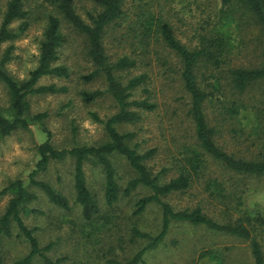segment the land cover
Segmentation results:
<instances>
[{
	"label": "trees",
	"instance_id": "trees-1",
	"mask_svg": "<svg viewBox=\"0 0 264 264\" xmlns=\"http://www.w3.org/2000/svg\"><path fill=\"white\" fill-rule=\"evenodd\" d=\"M50 1L54 10L47 14L39 42L38 61L28 75L18 79L7 70V63L13 58L12 44L0 53V83L8 94V105L0 107V138L40 124L48 116L47 112L31 113L30 96L68 91L66 85L40 83L46 76L65 79L71 76L69 66L59 62L60 50L68 40L64 24L85 40L86 54L93 69L81 78L85 82L102 78L106 83L105 90H82V101L92 103L109 93L116 111L104 117L96 111L89 112L90 118L102 125L105 133V139L94 144L77 143L59 148L52 142V132L44 127L46 139L36 145L38 158L28 173V182L15 178L0 188V199L10 195L0 214V264H4L3 241L13 237L15 232L28 243L29 249L13 264H33L35 258H40L43 264H64L66 261V256H49L48 252L56 243L50 241L42 245L36 235L38 228L29 226L24 220V214L28 212L43 214L40 209L28 208L29 203L39 198L37 191H41L53 205L70 209L68 195L40 177L51 163L66 159L72 160L74 202L80 208L84 227L90 225L93 226L91 229L101 230L107 224L110 226L114 218L113 214L103 210L98 195L90 188L86 163L101 168L103 202L110 210L136 189L148 190L135 199L126 220L130 241L141 240L145 244L126 258H120L114 246L108 247L103 255L107 264L143 263L146 252L164 241L172 222L204 226L248 241L252 264H264V211H249L243 207L242 191L237 195L236 189L227 188L219 177L208 173L210 161H213L231 174L264 176V0H199L204 2L203 12L207 15L195 33V43L191 44L178 36L174 24L163 12L167 11L168 0H93L92 7L86 10V17L79 13L76 0ZM214 1L217 4L215 10L214 6L211 7ZM27 17L25 0L7 1L0 22V46L14 41L28 29ZM17 21L18 26H13ZM240 21L251 22L254 26L252 34L257 56L255 62L248 65L232 63V27H240L243 24ZM152 41L167 50L172 61L175 59L174 68L186 94L184 105L190 140L180 144V158L175 161V172L170 177L168 165L163 164L156 172L151 166L158 147L142 149L140 142H134L136 132H123L118 128L120 124L139 121L143 112L156 108L148 88L150 76L144 70ZM210 69L217 73L206 76ZM134 70L137 72L129 74ZM123 72L127 73L126 78ZM222 80L232 92L243 93L255 86L262 90L254 95L253 103L248 107L237 96L225 95ZM137 92L141 95L136 96ZM215 93L220 94L217 98L222 97L221 117L213 120L206 108ZM248 117L250 126L241 121V118ZM226 132L229 136L225 135ZM114 155L122 156L132 171L124 186L112 160ZM199 181L204 191L221 200L228 218L219 220L213 217L199 203L176 209L166 200L173 193L192 189ZM225 200L229 202L226 204ZM152 205L161 211V224L155 234L141 229L138 224L140 216ZM113 226L118 227V224ZM216 253L204 250L200 258Z\"/></svg>",
	"mask_w": 264,
	"mask_h": 264
},
{
	"label": "rangeland",
	"instance_id": "rangeland-1",
	"mask_svg": "<svg viewBox=\"0 0 264 264\" xmlns=\"http://www.w3.org/2000/svg\"><path fill=\"white\" fill-rule=\"evenodd\" d=\"M8 0H0V22ZM93 0H76L79 13L86 17V10L92 7ZM204 2L199 0H168L165 15L174 24L178 36L185 42L195 43V33L206 19L203 12ZM217 9L216 1L211 7ZM28 11V29L12 42L3 43L0 53L9 45H13V58L7 63V70L18 79L28 75L38 61L39 42L46 24L47 14L54 10L50 0H25ZM162 12V13H163ZM239 21V20H237ZM236 21V22H237ZM240 27H232L233 51L231 53L234 65H248L256 60L254 48V26L251 22L240 21ZM238 23V22H237ZM19 21L13 26H18ZM232 26H234L232 24ZM64 31L68 36L67 42L60 50L59 62L69 66L71 76L68 79L56 77H43L41 84L56 83L66 85V93L38 94L30 96L31 113L47 112L48 116L40 124H33L29 129H19L12 134L0 138V188L11 179L23 178L27 181L28 173L33 169L37 160L36 145L46 139L44 127L52 132V142L55 146L70 147L77 143L94 144L105 139L102 125L93 121L90 111H96L100 116H108L116 111L113 98L109 93L98 98L95 102L82 101V90L106 89L104 79L98 78L92 82H85L81 76L92 71L93 66L86 54L84 37L64 24ZM112 41V40H111ZM110 41V42H111ZM152 41L149 58L144 61V70L149 73L148 88L151 98L156 103L152 111L143 112L141 119L135 123L118 125L119 130L134 131L137 133L134 142H140L141 148L156 146L158 153L151 161L153 170L158 171L163 164L170 167V177L175 172V161L180 158V144L190 140L187 133L190 129L186 118V94L182 90L180 80L171 56L160 44ZM111 46V44H109ZM35 50V51H34ZM132 71L129 74H134ZM217 73L212 69L206 71ZM122 75L126 78L127 73ZM225 95L230 98L237 96L248 105H252L255 94H260V86H255L243 93L232 92L225 84ZM236 94V95H235ZM141 95L137 92L136 96ZM145 96V95H144ZM143 96V97H144ZM219 93L207 103L206 112L214 120L221 117ZM8 105L6 88L0 83V107ZM248 116V115H247ZM250 116V115H249ZM248 126L251 119L241 118ZM190 133V132H189ZM225 133L226 136H229ZM112 160L117 168L120 183L125 185L132 171L126 160L120 155H114ZM86 177L90 188L96 192L103 204V210L113 214V222L118 227L107 224L99 229L93 226H83L80 217V208L74 202L72 190V160L53 162L40 177L49 181L54 187L63 191L70 199V209L64 210L52 203L41 191H37L39 198L28 204V208H37L43 214L28 212L24 220L29 226H36V235L42 245L55 242L48 255L56 258L66 256L64 264H107L104 253L110 246H114L120 258L133 255L145 243L141 240L130 241L126 224L131 214L135 199L148 190L139 188L129 197L122 199L114 210L108 209L103 202V174L99 166L90 162L85 165ZM208 173L219 177L229 189H236L237 195L243 192V207L252 210L264 211V176H240L224 171L215 162L210 161ZM208 175V174H207ZM166 179V177H165ZM10 195L0 199V214L3 212ZM176 209L195 206L198 203L213 217L226 219L227 213L220 199H215L204 191L203 184L199 181L192 189L176 192L166 198ZM229 201L225 200L227 204ZM110 210V211H109ZM103 223V221L101 222ZM141 229L157 233L161 224V211L158 206H150L138 219ZM84 227V229H83ZM91 229V230H90ZM84 230V233L83 231ZM82 231V232H81ZM16 233V232H15ZM14 233L13 237L3 241L4 264H13L28 252V243ZM88 233H92L91 235ZM213 250L216 255H207L200 258L204 250ZM33 264H43L40 258H35ZM141 264H252L248 241L238 237L216 232L204 226H194L187 222H172L164 241L155 249L146 252L144 262Z\"/></svg>",
	"mask_w": 264,
	"mask_h": 264
},
{
	"label": "clouds",
	"instance_id": "clouds-1",
	"mask_svg": "<svg viewBox=\"0 0 264 264\" xmlns=\"http://www.w3.org/2000/svg\"><path fill=\"white\" fill-rule=\"evenodd\" d=\"M35 51V50H34Z\"/></svg>",
	"mask_w": 264,
	"mask_h": 264
}]
</instances>
